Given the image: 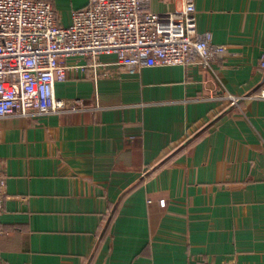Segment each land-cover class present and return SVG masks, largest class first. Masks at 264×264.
Returning a JSON list of instances; mask_svg holds the SVG:
<instances>
[{"label": "crops", "instance_id": "crops-1", "mask_svg": "<svg viewBox=\"0 0 264 264\" xmlns=\"http://www.w3.org/2000/svg\"><path fill=\"white\" fill-rule=\"evenodd\" d=\"M48 1L62 25L87 3ZM194 3L222 59H71L87 67L54 93L74 109L0 118V264H264V99L247 96L264 89V0Z\"/></svg>", "mask_w": 264, "mask_h": 264}, {"label": "built area", "instance_id": "built-area-1", "mask_svg": "<svg viewBox=\"0 0 264 264\" xmlns=\"http://www.w3.org/2000/svg\"><path fill=\"white\" fill-rule=\"evenodd\" d=\"M149 0H87L62 25L48 0H0V118L65 112L64 99L54 93L75 58L96 61L112 54L127 69L198 63L207 67L228 49L196 28L194 0L166 11H150ZM95 65V64H93ZM259 66L264 69V54ZM263 98L264 89L247 95ZM243 97L230 95L231 104ZM0 171V215L3 209ZM3 226L0 221V234Z\"/></svg>", "mask_w": 264, "mask_h": 264}]
</instances>
